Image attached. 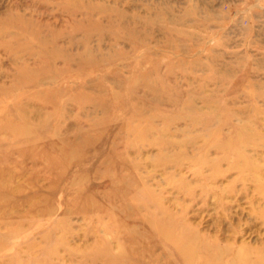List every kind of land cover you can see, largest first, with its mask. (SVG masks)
Segmentation results:
<instances>
[{
  "label": "rangeland",
  "instance_id": "obj_1",
  "mask_svg": "<svg viewBox=\"0 0 264 264\" xmlns=\"http://www.w3.org/2000/svg\"><path fill=\"white\" fill-rule=\"evenodd\" d=\"M0 264H264V0H0Z\"/></svg>",
  "mask_w": 264,
  "mask_h": 264
},
{
  "label": "bare ground",
  "instance_id": "obj_2",
  "mask_svg": "<svg viewBox=\"0 0 264 264\" xmlns=\"http://www.w3.org/2000/svg\"><path fill=\"white\" fill-rule=\"evenodd\" d=\"M185 249V248H184ZM184 249H183V251H184Z\"/></svg>",
  "mask_w": 264,
  "mask_h": 264
}]
</instances>
